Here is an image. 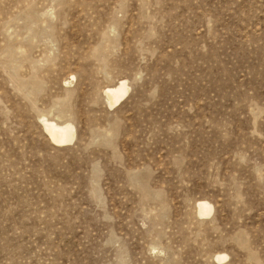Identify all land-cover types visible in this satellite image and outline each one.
Segmentation results:
<instances>
[{
    "label": "rangeland",
    "instance_id": "obj_1",
    "mask_svg": "<svg viewBox=\"0 0 264 264\" xmlns=\"http://www.w3.org/2000/svg\"><path fill=\"white\" fill-rule=\"evenodd\" d=\"M0 264H264V0H0Z\"/></svg>",
    "mask_w": 264,
    "mask_h": 264
},
{
    "label": "bare ground",
    "instance_id": "obj_2",
    "mask_svg": "<svg viewBox=\"0 0 264 264\" xmlns=\"http://www.w3.org/2000/svg\"><path fill=\"white\" fill-rule=\"evenodd\" d=\"M129 85L126 80H121L117 85L105 89L107 103L111 107L120 105L128 95ZM42 126L49 136L51 142L57 147L71 145L76 138L75 126L71 122H56L46 117L41 119ZM213 207L207 201L198 202V213L200 216H208L212 213ZM225 255H217L218 261H224Z\"/></svg>",
    "mask_w": 264,
    "mask_h": 264
}]
</instances>
